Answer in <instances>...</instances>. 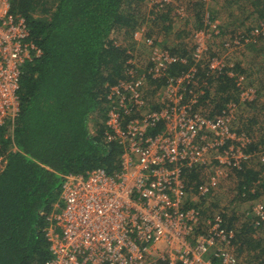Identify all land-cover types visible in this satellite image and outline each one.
<instances>
[{
  "label": "built area",
  "instance_id": "2783aa9c",
  "mask_svg": "<svg viewBox=\"0 0 264 264\" xmlns=\"http://www.w3.org/2000/svg\"><path fill=\"white\" fill-rule=\"evenodd\" d=\"M147 1L156 14L169 6L174 22L186 16L181 6H173L175 0ZM11 3L0 0V126L15 118L22 68L40 54L28 41L25 19L11 12ZM261 27L247 37L223 35L219 22L205 13L192 34L189 57L159 46L144 26L133 34L149 56L142 70L136 57L128 60L126 78L106 96L105 138L122 148L119 171L64 177L61 205L46 232L45 264H214L208 257L212 252L218 264H250L237 257L235 232L222 227V211L202 218L196 204L219 189V175L234 178L233 172L256 156L247 152L252 139L233 131L231 124L242 106L257 99V91L245 86L246 77L235 73L226 59L237 56ZM217 40L219 49L210 56V45ZM175 65L188 68L169 77ZM199 66L206 77L234 80L236 100L219 114L200 105L204 88L196 79ZM163 79L165 84L157 87ZM213 152L210 165L207 157ZM207 168L210 173L203 175ZM197 169L203 178L191 192L183 171ZM252 212L264 222V205L256 204ZM255 264H264V255Z\"/></svg>",
  "mask_w": 264,
  "mask_h": 264
},
{
  "label": "trees",
  "instance_id": "16d2710c",
  "mask_svg": "<svg viewBox=\"0 0 264 264\" xmlns=\"http://www.w3.org/2000/svg\"><path fill=\"white\" fill-rule=\"evenodd\" d=\"M212 1L192 0L194 31L200 29L205 13L213 16L208 10ZM254 4L257 22L245 30L227 31L247 37L253 29L262 26L259 34L249 38L251 41L245 48L253 51L252 56L264 59V0H255ZM143 7L147 8V14L141 11ZM165 8L168 9L156 14L147 0H12L11 12L25 19L28 41L40 54L22 68L15 118L5 120L0 126V264L48 261L46 232L61 205L65 176L84 175L98 169L110 175L119 171L122 148L116 143H106L105 138L106 96L110 87L126 78L128 60L136 57L143 64L146 62L137 56L141 43L134 41L133 34L147 20L156 23L163 19V29L169 31V21H174L169 19L171 8ZM186 12L185 9V15ZM113 33L119 37L112 38ZM147 36H153L149 30ZM181 46L163 48L177 57H189L190 51ZM215 52L209 51L210 56ZM187 68V65L172 66L168 76L176 77ZM234 72L245 77L248 74L244 69L236 72L234 68ZM205 75L199 66L196 79L204 88L200 105H209L213 114H219L229 102L236 100L235 86L225 76L211 79ZM164 80L157 87L164 85ZM258 88V96L264 94L262 79ZM254 102L247 103L245 109ZM243 120V117L237 120V132L252 139L247 152H264L259 148L264 146V141L260 138L255 143L249 134L254 122ZM250 162L233 172L236 188L229 203L234 205L231 209L256 200L263 204L264 179ZM183 176L186 189L195 192L201 171L184 170ZM206 200L196 206H204ZM213 211L220 209L212 206L207 214L201 211L202 218H209ZM221 211L222 227L236 228L233 247L237 257L247 259L250 264L258 262L264 255V239L258 238L257 231L264 222L255 215H244L247 210L240 218L227 215L223 208ZM208 257L212 263H220L216 252Z\"/></svg>",
  "mask_w": 264,
  "mask_h": 264
},
{
  "label": "rangeland",
  "instance_id": "374dc122",
  "mask_svg": "<svg viewBox=\"0 0 264 264\" xmlns=\"http://www.w3.org/2000/svg\"><path fill=\"white\" fill-rule=\"evenodd\" d=\"M219 2H220L219 8L222 9V7H224L225 11L232 14V16L234 17V21H232L231 28L235 29V31L245 30L247 28H250V26H252L253 24L257 22L256 13H255V11H257V8L255 7V4H254L255 0H222ZM175 5L176 7L181 6V8H183L184 11L185 9L187 10L186 17L183 20L176 21L173 23L169 21V24L171 27L169 31H166L165 29H163L165 26V24H163L165 20L163 19H162L163 21L161 19L159 20L157 19L158 22L156 23H151L149 20H147L144 27L152 33V35L154 36L159 46L172 47L174 45L176 47V45L181 46L182 44V45H185L189 51H191L190 50V48L192 49L191 37H192L194 30L196 29V25H195L196 18L194 14L195 6L192 5V0H175V4H173V6ZM188 8H190V10H188ZM215 10H218V8ZM141 11L143 13H146L148 10L147 8L143 7ZM220 25L222 26L223 35H229L230 32L227 31L229 28L224 27L222 22L220 23ZM178 31L182 33L181 36L176 34ZM120 35L124 36V34L122 33ZM111 37L113 38V37H119V36L117 35L115 36V34L113 33ZM120 39H122V37ZM219 43H220L219 40L213 42L210 45V50L219 49V46H220ZM137 52H138L137 56H139V58L141 57V59L145 61L147 60V57L149 56L148 54L149 52L147 51L146 47H144L142 44L139 45L137 47ZM251 53H253V51L249 48L246 49V51L243 53V61H244L243 66L244 67L242 69H244L245 71H248L247 84L249 85L255 84V85H258L259 87L260 79L264 81V59H259L260 58L259 56H255V55L252 56ZM138 63H139L138 65H140L139 70H142L143 62L140 60ZM240 110L243 111L242 117L245 119L243 121L245 122L247 121V123L248 121L254 122V126L250 128L251 132L249 134L255 139L256 137H261L262 138L261 140L264 141V94L261 93V95L258 96V98L255 100V102L251 105L250 108L245 109V106H242ZM238 126L239 125L237 124V121H236L235 123L231 124V129L233 131L239 130ZM89 129L91 133H93L91 122L89 123ZM259 148L264 149V146L260 145ZM215 155L216 153L214 152L208 155L207 158L210 161V165L213 162ZM253 157H257V158H255L254 160H251L249 164L252 166H255L254 168L255 171L260 173V176L263 180L264 179V152L256 153V156H253ZM209 173H210L209 168L202 171L203 175L209 174ZM202 178H200V181L202 180ZM219 180H220L219 189L213 193L212 197L206 200V202L204 203V206L199 205L200 209L203 212L205 211V214H207V212L210 211L212 206H216V208L220 210L223 208V210L226 212L227 215L233 216V217L237 216L238 218H240L242 213L245 210H248L247 208L253 209L254 207L253 205L255 202L253 203L251 201L246 204L241 205L240 208L231 209L232 207L234 208V205H230L229 203L232 200L233 196L235 195V191H234L236 188L235 181L230 182L229 181L230 179L229 178L227 179L223 174L219 175ZM191 196L193 197V195ZM259 203L256 202V204H259ZM262 205H264V199H263ZM262 232L263 233H261L260 235L264 239V229L262 230Z\"/></svg>",
  "mask_w": 264,
  "mask_h": 264
},
{
  "label": "crops",
  "instance_id": "0c3cea01",
  "mask_svg": "<svg viewBox=\"0 0 264 264\" xmlns=\"http://www.w3.org/2000/svg\"><path fill=\"white\" fill-rule=\"evenodd\" d=\"M214 1H216V2H214ZM219 1H222V0H213L212 1V3H211V5H209L208 6V10H209V12L213 15L212 16V18H214V19H217V21L219 22V24L222 22L223 23V25H224V27H226V28H229L230 30H235V29H233V28H231L232 27V21H234V17L232 16V14H230V13H228V12H226L225 11V8L224 7H222V9L221 8H219V4H220V2ZM218 8V10H215V9H217ZM221 26V25H220ZM221 28H222V26H221ZM246 51V48L244 49V50H241L240 52H239V54L237 55V56H233V57H231V59H229V57H227V59H226V62L227 63H231V65L235 68V71L237 72V70L239 71V69L241 70L244 66H243V63H244V61H243V53ZM234 68L232 69L233 71H234ZM247 74V73H246ZM247 76H248V74H247ZM256 76V75H255ZM247 78L248 77H246V80H245V86H248V87H253L256 91H257V96H258V92H259V88H258V85H255V84H252V85H249V84H247ZM229 78L227 77V80H228ZM232 80V79H231ZM231 82V81H230ZM232 83H233V85H235V83H234V80H232ZM214 86V85H213ZM211 89H212V87H211ZM234 89H235V96H237V90H236V88L234 87ZM213 90V89H212ZM260 95V94H259ZM252 105V104H251ZM245 107H246V105H245ZM247 109V108H246ZM242 110H240L239 111V115H238V117H237V120L240 118V117H242V113H243V111L241 112ZM261 137H256V139L255 138H253V141H255V143L257 142V140H259ZM262 139V138H261ZM253 159V158H252ZM200 178H202V175H201V177ZM230 182H232V181H235V177L233 178V177H230V180H229ZM256 202H257V200L255 201V203H254V205L253 206H255L256 205ZM260 202H262V201H260ZM259 203V202H258ZM248 210L246 211V213H244V215H246V216H250V217H253L254 216V213L252 212V209H249V208H247ZM235 227H233V229L232 230H234L235 231ZM264 229V223H261V227L259 228V230L257 231V233H258V238H263V237H261V233H263L262 232V230ZM236 249L234 248V251H235Z\"/></svg>",
  "mask_w": 264,
  "mask_h": 264
}]
</instances>
